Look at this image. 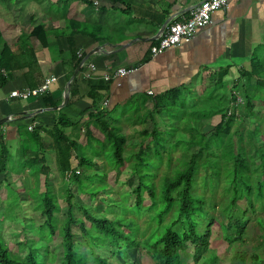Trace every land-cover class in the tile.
Instances as JSON below:
<instances>
[{
  "label": "crops",
  "instance_id": "0c3cea01",
  "mask_svg": "<svg viewBox=\"0 0 264 264\" xmlns=\"http://www.w3.org/2000/svg\"><path fill=\"white\" fill-rule=\"evenodd\" d=\"M203 1L32 0L26 8L16 6L22 13L18 20L11 16L9 21L3 12L0 58L3 44L15 58L6 54L4 62L10 61L9 68L0 69L6 78V84L0 86V121L8 120L0 125L1 132L5 137H18L19 130L32 127L42 130V139L52 138L50 131L64 118L75 124L64 133L80 134L79 142L86 138L88 127L96 130V119L112 125L113 112H123L122 121L142 118L146 111L150 117L173 92L184 96L188 89L195 103L201 91L219 87L215 95L222 96L244 71L260 65L264 69V0H229L228 9L213 16L193 40L151 57L150 49L163 32L190 19ZM30 6L33 15L26 14ZM119 68L137 71L106 83L104 76ZM50 78L57 82L49 93L25 101L10 98L13 92L37 90ZM242 83L246 88L247 80ZM99 87L104 89L98 91L100 99L94 103L91 90ZM233 94L240 96L237 91ZM131 108L133 118L129 117ZM257 109L259 113L252 119L260 117L264 123V100L254 102L252 111ZM148 122L143 121L144 126ZM218 122L219 118L212 119L213 126Z\"/></svg>",
  "mask_w": 264,
  "mask_h": 264
},
{
  "label": "trees",
  "instance_id": "16d2710c",
  "mask_svg": "<svg viewBox=\"0 0 264 264\" xmlns=\"http://www.w3.org/2000/svg\"><path fill=\"white\" fill-rule=\"evenodd\" d=\"M1 41L2 35L0 32ZM10 52V47L7 44H3L0 69L9 68L10 61L4 62L6 54L10 55V59L15 58L14 54L12 53L11 55ZM79 62L78 60L77 65ZM254 79H256V84L252 85L251 82ZM243 80H247L246 88H243ZM5 84L6 78L0 74V86L2 87ZM103 89V87L92 88L90 97L94 103L100 99L98 91H102ZM208 90L212 91L207 96L208 98H205L207 99L206 102L198 103L204 100L202 98L204 96H200L197 99L199 100L198 102L193 103L192 106L187 108L189 111H185L187 110L185 105L183 107L177 106L178 98L184 100L179 91L169 95L170 103H162L163 107L160 104L155 107L157 115L162 120L161 126L158 125L154 116L150 113V123L152 125L151 128H145L139 132L138 136L141 148L138 153L133 155L132 172L128 180L129 182L130 180L137 179L138 184L127 198L121 199L124 205V207L119 208L121 216L111 221L104 217L91 216L88 214L87 209H83L86 219L91 223V228L86 230L82 225L80 228L81 232L90 241L96 239L98 241L97 244L102 247L107 244L111 245V247H119L121 244H125L129 250L137 249L141 245H144L151 253L154 264H183L182 256L192 248L193 260L195 263H199L210 250L212 227L215 223V219L210 215V211L216 207L211 199L207 200L204 195H200L198 192L199 170L202 161L207 166L203 190H205V187L210 186V192H214V190L218 189L215 186V180L223 179L224 190L230 195V207L234 208L239 201L240 190L245 187V184H249L253 188L247 187V189H244L248 193L249 201L251 200L250 204L247 203V207L251 209L252 213L264 210V128L261 129V123L262 125L264 123L260 117L252 119L255 117V112L252 111L254 102L256 100H264L263 65L255 67L251 72L244 71L241 74V78L235 81L233 88L229 90L230 92L226 93L224 90L222 96L215 95L217 91H220L219 87ZM234 91L240 92L243 95L245 99V113L243 116L251 120L252 128L245 133L242 131L240 123L235 117V110L231 115L228 113L230 105L236 100L233 94ZM176 111L182 113L176 116ZM211 118H219V122L212 129L206 131L205 119ZM165 119L166 122H164ZM145 123H147L146 120ZM95 124L96 130L90 127L86 129V137H89L87 148L93 150L98 147L95 155L92 156L93 158L87 157L84 150L86 147H80L76 141H70L69 137L65 135L64 130L74 127L75 124L64 118H60L50 131L56 149V165L61 176L64 178L67 176L70 184H76L78 192L81 195H86L90 200L97 198L107 190L108 184L106 178L113 170L111 172H104L103 174H101L102 172H97L92 176L89 175V181L94 182L92 179L99 177L103 179L102 182L106 183V186L100 189H89L85 184L86 181L82 179L84 173H81V171L77 173V170L71 172V151H75L77 148L80 151L77 167L81 170L87 169L91 171L100 167L103 170L107 169L106 162L98 166L93 159L104 157L105 150L108 147L112 152V155L108 157L115 159L114 173L117 176L126 162L124 153L127 139L122 135L121 130H117L102 119H96ZM2 127L0 126V177L6 179L5 174L9 172L11 167L9 165H13V157L10 154L5 135L1 132ZM23 130L30 134V140L36 145V149L45 153L41 137L42 130L37 129L30 132L25 128L18 131V136L21 135V131ZM246 141L252 143L254 141L262 142V146L256 148L258 159L246 152ZM194 148L197 151L191 153V150ZM177 152H180L181 156L175 159ZM21 156L24 161L23 174L27 170L32 171V176H34L33 174L36 175L37 185L40 176H44L46 179L45 184H41L40 187L38 185L34 198L39 203L38 207L45 217L42 229L47 230V236L53 239L57 236L56 214L61 209L57 203V199L50 192L48 184L52 168L47 166L46 157L40 159L39 155H36L33 158L27 150L22 151ZM146 157L157 159L162 163V166H159L161 168L165 165L168 172L163 174L159 183H157L156 179L160 174L158 171L160 169H156L157 167L149 169L150 164ZM174 159L177 160L180 168H174L169 172ZM216 159L218 162H214ZM144 168H147L145 172ZM98 173L100 174L98 175ZM225 181H229L228 187ZM218 186L220 187L221 183ZM66 187H69L68 183H66ZM7 189L11 192L14 191L10 185H7ZM66 190L65 202L67 203V212L61 226L64 247V261L62 264H80L78 260L80 254L74 250L72 234V226L76 224L74 218L75 206L72 203L74 197L69 188H66ZM15 194L16 196L18 195L17 192ZM253 196H255L260 205L258 202H252L251 198ZM129 207L133 208V213H141L140 217L147 215L149 222L156 226L151 235L142 243L135 241L132 237L137 223L134 226L135 223H130L129 219L125 218ZM226 208L222 211L224 212ZM174 210L177 212L176 220L171 225H166L167 217ZM122 211L124 212L123 214ZM197 217H203L208 222V226L203 234H200L197 230L195 221ZM232 218L233 216H230L229 221L232 222ZM4 219L5 214H0V226L3 224ZM237 219H234V227H228L230 233L228 231L224 238L230 244L233 240L243 243V238L248 231V222H243V216ZM257 223L264 231L260 222ZM233 229H235L234 233H232ZM97 234L101 240L98 239ZM261 246L264 249V243ZM29 250L26 259L21 260L14 257L3 241L0 240V264H40L38 259L41 256L40 252L33 245H29ZM210 258L206 259V264H217V256H213L211 258L212 261H210ZM253 262L264 264L263 260L256 257H254ZM101 264H107V262L102 260Z\"/></svg>",
  "mask_w": 264,
  "mask_h": 264
},
{
  "label": "rangeland",
  "instance_id": "374dc122",
  "mask_svg": "<svg viewBox=\"0 0 264 264\" xmlns=\"http://www.w3.org/2000/svg\"><path fill=\"white\" fill-rule=\"evenodd\" d=\"M30 1L32 0H21V2L20 0H0V11H2L0 12V14H3L4 12V15L7 18H10L9 21H12V17L13 19L16 18V20H18L22 13L18 10L17 7L19 6V4L25 7L30 4ZM9 3L10 5H8ZM8 9H10L11 15L9 14ZM6 10L8 13H6ZM26 11L27 15H33V6H30ZM2 18L3 16H0V19ZM231 86L232 84L230 85V87ZM185 91L187 92L182 91L184 94L182 98L184 100L178 98L177 106L183 107L185 105L187 109L189 106L193 105V101L188 95V89H186ZM211 91L212 90H208L206 92L201 91L202 94L200 95L204 96L202 97L204 100H201L198 103L206 102L207 99L205 98H208L207 96L211 94ZM240 96L242 97V99H244L241 93ZM169 98L170 96L165 97L162 102L166 104L170 103ZM187 101H190V104L189 102L187 103ZM161 104L160 106L163 107ZM171 107L173 108L172 105ZM133 111L134 109L131 108L129 114V117L131 118H133L134 115ZM185 111L189 110L187 109ZM107 113L110 115V111H107ZM122 113H118L116 114V116L113 112V115H110L113 120L111 123L112 126L119 131L121 130L120 132L127 139V145L124 153V159L126 162L125 166L120 169V174L118 176L114 173L115 159L108 157L112 155L109 147L107 150H105L104 157H101V159H93L98 166L106 162L107 169L105 170H103L102 167L93 169L91 171H88L87 169H78L77 166L80 158V151L78 150V148L75 151H71V172L77 170V173L80 171L81 173H84L82 179L86 181L85 184L89 189H100L106 186V183L102 182L103 179L99 177H96V179H92L94 182L89 181V175L92 176L97 172H102L101 174H103L104 172H111L113 170L111 174H109V176L106 178L108 184L107 190L104 193L100 194L97 198H93L91 200L86 195H81L78 192V186L74 183L70 184L67 176L65 178L61 176L56 165V149L54 147L53 138H43L45 151V153H43V151L40 152L36 149V145L30 140V134L26 133L25 130L21 131V135L18 137H14L12 135V137H5L10 154L13 157V165H9L11 167L9 169V172L5 174L6 179H4V177H0V214H5L3 224L0 226V240L3 241L5 246H7L8 250H10L11 254L14 257L25 260L30 251L29 245H33V247L36 248L41 254V256H39L38 258L40 264L63 263L64 247L61 226L67 212V203L65 202V196L67 193L66 188H69V191L74 197L72 203L75 206L74 218L76 224L72 226L74 250L76 253L80 254L78 257L80 264H101L102 260L106 261L107 264H154L151 253L144 245L140 244L141 246L139 248L133 250H129L125 244H121L119 247H111V245L107 244L102 247L97 244L98 241L96 239L90 241V239L81 232L80 228L81 225L86 230L91 228V223L86 219V215L83 213V209H87L88 214L91 216H95L98 218L104 217L111 221L118 218V216H121L119 208L124 207L121 199L127 198L128 195H130L131 191L138 184L137 179L130 180L129 182L128 180L132 172L131 165L133 164L134 160L133 155L138 153L141 148L140 138L138 134L145 128H151V118L148 117L149 113L146 111L145 115L143 116L144 118H140L139 116H137L136 120L126 118L122 121ZM151 113L154 114L156 122L159 126H161L162 120L160 116H156L155 110H152ZM180 113L182 112L176 111V116H179ZM244 113L245 104L243 103V106L237 109L235 117L238 119L241 129L245 133L252 127L251 120L244 118ZM257 113H259V109L255 111V114ZM142 120H146V122H149L146 126H144ZM205 121V130L208 131L212 129V118L205 119ZM164 122H166V119L164 120ZM262 128H264V124L262 125L261 123V129ZM67 137H69L70 141H76L80 147H86V149L84 150L87 157H92L98 150V147L93 150L87 148V140L89 139V137H86L84 140L82 138V141L79 142L77 141V139L79 140L80 134L79 136H76L74 134ZM246 140H248V138H246ZM245 145L247 146L246 152L250 156L258 159V152L256 148L262 146V142L254 141L252 143L250 141H246ZM24 150L29 151L31 157L33 158H35L36 155H39L40 159L46 157L45 160L47 161V166H50L52 168L51 174L48 178V184L50 186V192L55 196V199H57V203L59 204L61 209L60 212L56 214L57 236L53 239L47 236V230L42 229L45 222V217L42 215L41 210L38 207L39 203H37L36 198H34L36 196L35 192L37 193L38 185L40 187L41 184H45L46 179L44 176H40L37 185L36 175L33 174L34 176H32V171L27 170L25 174L22 173V171L24 172V161L21 153ZM196 151L197 149L194 148L191 150V153ZM180 156V152H177V154H175V159L179 158ZM146 159L150 164L149 169H152L151 167H157L156 169H160L158 170L160 174L156 179L157 183H159L163 177V174L168 172L165 165L161 168L159 166H162V163H160L157 159L150 157H146ZM175 159L171 165L172 167L169 172H171L174 168H180L179 163ZM216 161L217 159L214 162ZM206 167L207 166L205 162L202 161L199 170L198 192L200 193V195H204L207 200L211 199L216 205L215 209L210 211V215L215 219V223L212 227L211 246L209 252L204 258L199 261V263L194 262L193 249L191 248L184 256H182L183 264H206V259H209L210 257L212 258L213 256L218 257L217 264H257V262H253L254 257L264 261V249L261 246V244L264 243V231L260 227V225L258 226L257 223L260 222V224L264 228V210L252 213L251 209L247 207V205L250 204L251 200L249 201L250 198L248 196V193L244 189H247V187L251 188V186H249V184L244 185L245 187L240 190L239 201L237 202L236 206L232 208V206L230 207L229 204L230 195L227 194L224 190L223 179H216L217 181L215 180V186L218 189L214 190V192H210V186L207 188L205 187V190H203L204 176L207 175ZM145 169L147 168H144V172ZM99 174L100 173H98V175ZM225 182L228 187L229 181ZM66 183H68L69 187H66ZM220 183L221 186L219 187L218 185H220ZM7 185H10L11 188L18 193V195L16 196L14 191L11 192L10 190H8ZM227 187L225 186V188ZM251 199L252 202H258L255 196H253ZM224 208L226 209L223 212L222 210H224ZM123 213L124 212L122 211V214ZM127 213L128 214L125 216V218L129 219L128 221L130 223H135L134 226L137 223L132 237L135 241L142 243L151 235L156 226L149 222V218L147 217V215L140 217L141 213H133V208L131 207L128 208ZM230 216H233L232 222L229 221ZM242 216L244 219H242L243 222H248V231L243 238L244 242L241 243L239 241L236 242V240H233L230 244L224 239L226 233L229 231L228 227H234L235 220H238L237 218ZM176 217L177 212L176 210H174L171 215L167 217L165 224L171 225L176 220ZM195 221L198 232L200 234H203L206 227L208 226V222L203 217H197ZM234 231L235 229L232 230V233H234ZM97 237L99 240H101L98 234ZM211 258L210 261H212Z\"/></svg>",
  "mask_w": 264,
  "mask_h": 264
},
{
  "label": "built area",
  "instance_id": "2783aa9c",
  "mask_svg": "<svg viewBox=\"0 0 264 264\" xmlns=\"http://www.w3.org/2000/svg\"><path fill=\"white\" fill-rule=\"evenodd\" d=\"M228 6L229 0H204L192 11L190 19L185 22L170 25L163 32L157 43L150 49L151 57H158L171 48H178L184 43L190 42L200 30L211 23L213 16L220 11L227 10ZM78 58H83L81 53L78 54ZM89 68L95 70V66L92 64L89 65ZM136 71V68H119L113 74L104 76V81L110 83L113 80L125 78ZM56 82L57 78L46 79L39 89L34 91L26 90L24 92H13L11 93L10 98L25 101L33 97H39L45 93H49L52 85ZM118 86H120V84ZM242 104V98L237 96L236 101L231 104L232 110L229 111V115H231L233 110H237ZM29 130L32 131L33 128L30 127Z\"/></svg>",
  "mask_w": 264,
  "mask_h": 264
},
{
  "label": "water",
  "instance_id": "95a60500",
  "mask_svg": "<svg viewBox=\"0 0 264 264\" xmlns=\"http://www.w3.org/2000/svg\"><path fill=\"white\" fill-rule=\"evenodd\" d=\"M65 105H66V104H65ZM7 121H8L7 119H6V120H2V121H0V125L5 124Z\"/></svg>",
  "mask_w": 264,
  "mask_h": 264
},
{
  "label": "clouds",
  "instance_id": "9594fccd",
  "mask_svg": "<svg viewBox=\"0 0 264 264\" xmlns=\"http://www.w3.org/2000/svg\"><path fill=\"white\" fill-rule=\"evenodd\" d=\"M235 97H237V96H235ZM239 97H240V96H239ZM235 101H236V100H235ZM235 101H234V102H235ZM234 102H233V103H234ZM241 106H243V104H242ZM241 106H240V107H241ZM238 109H239V108H238ZM231 110H232V107H231V105H230V110H229V111H231ZM233 111H234V110H233ZM236 111H237V110H235V114H236ZM228 113H229V112H228Z\"/></svg>",
  "mask_w": 264,
  "mask_h": 264
}]
</instances>
